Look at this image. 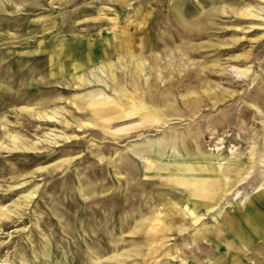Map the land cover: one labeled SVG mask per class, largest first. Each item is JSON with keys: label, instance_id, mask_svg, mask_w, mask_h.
Instances as JSON below:
<instances>
[{"label": "rangeland", "instance_id": "1", "mask_svg": "<svg viewBox=\"0 0 264 264\" xmlns=\"http://www.w3.org/2000/svg\"><path fill=\"white\" fill-rule=\"evenodd\" d=\"M260 196L264 0H0V264H264Z\"/></svg>", "mask_w": 264, "mask_h": 264}, {"label": "crops", "instance_id": "2", "mask_svg": "<svg viewBox=\"0 0 264 264\" xmlns=\"http://www.w3.org/2000/svg\"><path fill=\"white\" fill-rule=\"evenodd\" d=\"M123 48L124 46H120V45H117V46L112 45L107 48L102 47V46L100 47L94 46V49H92V51L95 52L94 53L95 56L98 57L97 53L99 52H100V56H104L105 53L107 55L114 49H115L114 51H117L118 49H123ZM181 177L182 178L180 179H176L175 180L176 182L174 184H179L178 187L181 188L180 189L181 191L183 190L181 193L185 194V196L187 197V202L193 204L195 207H197V205L199 206V205H204V204L211 205L214 200L215 193L218 191L221 184L223 183L220 176L217 177V175L210 173V170H208L204 174L188 173V175L185 174L184 176H181ZM248 210L250 213H254L255 215H257V218H254V219L260 220L259 222H257V224H258L259 230L262 231L264 229L263 228L264 218H262V215H264V199L261 196L257 197L252 203H250ZM193 213L196 214L197 211L193 210ZM248 219H250L251 221L252 218H248ZM229 225L231 229L237 230V234L241 233L239 231L240 227L238 224L234 222L232 223L229 222ZM251 235L255 237H252ZM247 236H250L251 239L264 238V231L262 232L257 231V233H249Z\"/></svg>", "mask_w": 264, "mask_h": 264}, {"label": "bare ground", "instance_id": "3", "mask_svg": "<svg viewBox=\"0 0 264 264\" xmlns=\"http://www.w3.org/2000/svg\"><path fill=\"white\" fill-rule=\"evenodd\" d=\"M188 175V174H187Z\"/></svg>", "mask_w": 264, "mask_h": 264}]
</instances>
